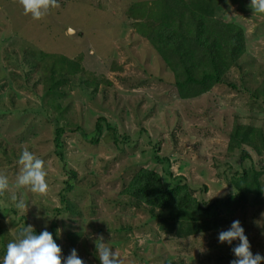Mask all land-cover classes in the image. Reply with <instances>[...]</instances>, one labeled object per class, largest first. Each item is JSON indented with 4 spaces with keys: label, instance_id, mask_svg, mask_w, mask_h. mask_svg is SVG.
<instances>
[{
    "label": "rangeland",
    "instance_id": "obj_1",
    "mask_svg": "<svg viewBox=\"0 0 264 264\" xmlns=\"http://www.w3.org/2000/svg\"><path fill=\"white\" fill-rule=\"evenodd\" d=\"M159 1L0 0V264H264V0H180L154 45ZM202 17L241 28L236 62ZM205 39L223 82L179 87ZM142 169L211 215L131 196Z\"/></svg>",
    "mask_w": 264,
    "mask_h": 264
},
{
    "label": "trees",
    "instance_id": "obj_2",
    "mask_svg": "<svg viewBox=\"0 0 264 264\" xmlns=\"http://www.w3.org/2000/svg\"><path fill=\"white\" fill-rule=\"evenodd\" d=\"M162 3H165V12H163L162 20L156 19L158 22L157 25H154L153 27L148 25L145 21L137 22L135 25L136 31L144 35V37H147L154 45H157L159 42V38H163L161 34L163 32V28H160L161 25L168 22L169 20H175V14H177V11L181 9V6L178 4L180 0H160ZM159 1V2H160ZM157 4V3H156ZM159 4V3H158ZM174 16V17H170ZM178 21L180 17H177ZM176 18V19H177ZM208 19L202 17L201 20L196 21L195 23V30L199 34L201 31H198V29L203 27V30H207L209 27L205 26L206 24L215 23L216 30L218 31V35L222 36V41L220 43H217L221 49L225 53L229 51L231 54L232 61L236 62V58H239L240 54L244 51V39H243V31H241V28L238 27H229L223 24L221 21H212L207 22ZM194 24V23H193ZM190 25V23H189ZM193 26L192 24L190 27ZM222 26V27H221ZM198 28V29H197ZM213 28V27H211ZM210 30V28H209ZM162 31V32H161ZM204 34V33H203ZM202 37V35H200ZM164 39V38H163ZM202 38H200L201 40ZM170 40V37L169 39ZM215 42H209L208 39L202 40L201 44L207 51L209 55V60L211 64L213 65L212 71L204 73L201 78H196L192 74H187L186 79L184 83L179 84V87H182L183 84H197L199 87L204 88V86L208 82H223L221 75H220V69H219V61L220 59L218 57H214L215 49L214 44ZM175 49V48H174ZM176 49L179 51V46L176 45ZM165 56L171 55V47L166 46L165 44ZM179 58V54L178 57ZM69 65L73 64V61L67 62ZM71 71L77 70L75 67H70ZM233 87V86H232ZM100 121V122H99ZM101 121H105L104 118L98 119V122L96 124V131H95V138H92V142H98L99 136L102 133V125ZM53 124V130H54V147L56 154L59 158H63V149H64V141L63 136L67 130L63 127H61L57 120H52ZM107 129L112 133V135H109L111 138L114 139V141L117 140V136L115 135L114 129L108 125ZM82 136L84 138L90 137L89 134H86V132L82 133ZM72 189V185L68 183L67 191H70ZM187 186L179 185L178 187L169 188L168 190H165L162 185L161 177L158 173L142 169L140 170L131 180L127 192L131 194V196L143 201L147 205H150L152 207L158 206L162 208H167L168 206H176L177 209H184V208H195L198 211L205 213L206 217L210 216L209 213L210 208H202L198 201L194 198L188 197L187 192ZM63 198V203H65L66 199ZM65 200V201H64ZM175 204V205H174ZM54 231H51L47 234H40L38 231H35V235L40 237L41 239L47 238V236H50V234H53Z\"/></svg>",
    "mask_w": 264,
    "mask_h": 264
}]
</instances>
